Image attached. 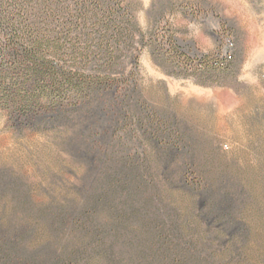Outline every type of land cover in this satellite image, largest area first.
<instances>
[{
    "label": "trees",
    "instance_id": "trees-1",
    "mask_svg": "<svg viewBox=\"0 0 264 264\" xmlns=\"http://www.w3.org/2000/svg\"><path fill=\"white\" fill-rule=\"evenodd\" d=\"M147 14L142 26L135 0H0V107L24 122L60 129L65 151L93 158L98 171L77 212L45 211L54 233L47 250L26 251L22 223H7L0 264L215 262L222 241L213 229L194 237L178 219L149 215V199L138 205L146 180L139 142L135 149L131 143L143 133L156 144L161 131L172 138L165 162L186 148L181 134L173 138L175 119L141 94V54L147 50L172 67L195 60L172 27L162 26L165 7ZM197 59L208 70L231 62L223 55ZM178 170V180L199 178L187 156ZM208 206L212 214L232 216L227 194L220 200L210 193Z\"/></svg>",
    "mask_w": 264,
    "mask_h": 264
},
{
    "label": "rangeland",
    "instance_id": "rangeland-1",
    "mask_svg": "<svg viewBox=\"0 0 264 264\" xmlns=\"http://www.w3.org/2000/svg\"><path fill=\"white\" fill-rule=\"evenodd\" d=\"M135 1L142 26L150 8L165 7L162 26L195 59L172 67L141 54V94L175 119L173 138L181 134L186 148L165 162L172 138L161 131L156 144L143 133L131 143L139 142L146 180L138 205L149 199V215L178 219L194 237L213 229L222 241L213 264H264V0ZM226 50L227 67L200 66L197 58ZM63 136L0 107V239L7 223L19 221L29 252L47 250L54 238L45 211L77 212L98 173L93 158L65 151ZM184 156L195 164V181L177 179ZM210 193L229 196L231 217L208 210Z\"/></svg>",
    "mask_w": 264,
    "mask_h": 264
},
{
    "label": "built area",
    "instance_id": "built-area-1",
    "mask_svg": "<svg viewBox=\"0 0 264 264\" xmlns=\"http://www.w3.org/2000/svg\"><path fill=\"white\" fill-rule=\"evenodd\" d=\"M232 47V44L230 45V49ZM223 56L224 58L226 59V61H231L233 59V55L231 53V50H226L224 53H223Z\"/></svg>",
    "mask_w": 264,
    "mask_h": 264
}]
</instances>
